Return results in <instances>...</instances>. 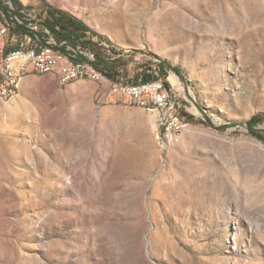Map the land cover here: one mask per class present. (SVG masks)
Listing matches in <instances>:
<instances>
[{
  "label": "rangeland",
  "instance_id": "rangeland-1",
  "mask_svg": "<svg viewBox=\"0 0 264 264\" xmlns=\"http://www.w3.org/2000/svg\"><path fill=\"white\" fill-rule=\"evenodd\" d=\"M34 6L113 45L119 79L164 64L190 123L164 148L107 81L25 77L1 102L0 264H264V140L246 124L264 135V0Z\"/></svg>",
  "mask_w": 264,
  "mask_h": 264
},
{
  "label": "built area",
  "instance_id": "built-area-1",
  "mask_svg": "<svg viewBox=\"0 0 264 264\" xmlns=\"http://www.w3.org/2000/svg\"><path fill=\"white\" fill-rule=\"evenodd\" d=\"M5 3L9 5L8 12L10 15L7 16L5 12L0 10V102L10 99V95H3V88H14L15 94L16 85H9V76L4 75L5 59L15 52L29 53V60L22 62L12 75L19 76V82L23 83L25 82V63L39 61L41 66V60L46 51H55L57 54L59 51L79 54L80 61H85V59L98 60L97 52L88 46L80 42L73 43L66 38H58L45 23L43 10L27 5L16 8L11 0H5ZM43 43H50V50H43ZM101 46L104 58L112 61L115 56L108 48V44ZM76 63L79 62L66 63V70H70V66H74ZM53 71H59V68H51L49 63V73H53ZM152 72L156 75L155 77L146 81H134V88H125L127 79H119L118 77V82H112V87L109 89L114 95L128 97L136 105L150 108L151 114H159L162 140H172L173 144L178 143L181 139L179 138V130L183 128L182 119H176V116L173 115V108H168L163 104V97L174 96L176 107L187 109V106L184 105L183 107L181 98L174 93L173 88L167 82V76H161L158 68H154ZM62 74L60 73V75ZM58 79L60 81V78ZM136 95L146 96L147 104H137ZM162 109H169V117H162ZM167 118H174L173 127H166Z\"/></svg>",
  "mask_w": 264,
  "mask_h": 264
},
{
  "label": "bare ground",
  "instance_id": "bare-ground-1",
  "mask_svg": "<svg viewBox=\"0 0 264 264\" xmlns=\"http://www.w3.org/2000/svg\"><path fill=\"white\" fill-rule=\"evenodd\" d=\"M43 50H50V43H43ZM29 60L28 52H15L13 55L8 56L5 59L4 75L9 76V85H16L15 94L14 88H3V95H10V98L14 97L19 92V87L21 82H19V76H12L13 71L20 67L22 62ZM93 59H85V61H80L79 54H72L68 51H59V54L55 51H46L43 54V59L41 60V66L39 61H31V63H25L24 77L30 74H45L49 73V63L51 68H59V71H53L60 78V82L66 84L78 79L89 78L95 81H107L112 87V82H118L109 78L104 74L95 64ZM65 62V63H64ZM79 62L70 66V70H66V63ZM60 73H63L60 75ZM174 81V77H171ZM125 88H134V83H129L125 81ZM136 101L138 104H147V97L144 95H136ZM163 104L168 108H173V115L176 119H182L183 128L179 130V138L181 133L188 125L186 116L182 113L181 107H176V99L174 96L163 97ZM143 107V106H142ZM151 113V109L144 107ZM155 117V126L157 138L160 141L162 147L166 148L168 145L172 144V140H162L160 118L159 114H152ZM162 117H169V109H162ZM174 118L166 119V127H173Z\"/></svg>",
  "mask_w": 264,
  "mask_h": 264
},
{
  "label": "trees",
  "instance_id": "trees-1",
  "mask_svg": "<svg viewBox=\"0 0 264 264\" xmlns=\"http://www.w3.org/2000/svg\"><path fill=\"white\" fill-rule=\"evenodd\" d=\"M14 7L20 8L24 6V4L19 1V0H11ZM31 6V5H27ZM9 5L5 3V0H0V10L5 12L7 16L10 15L9 11ZM43 12H45V23L54 31V33L58 36V38H66L70 40L73 43H82L85 46H88L92 50L97 52L98 60L93 61L94 64L104 73L106 74L109 78L118 81V76L120 75L119 69L116 68V62L118 60L114 58L112 61L106 60L104 58V53L101 48H96V43L87 40V41H81L80 39L84 37V32L89 31V28L78 21L75 17H73L71 14L68 12L57 9L55 7L47 6L45 9H43ZM102 44H107V43H102ZM111 44L108 43V47ZM113 46V45H112ZM112 46L109 47L112 50ZM116 52V51H115ZM119 54H124V53H119ZM175 70H178L176 67L174 68ZM153 68L148 67L147 70L142 71L141 73V78L140 80L146 81L150 80L156 75L152 72ZM158 70L159 72H162L163 75L166 77L168 75V69L164 64L158 65ZM136 81H139L138 79ZM126 82L129 83H134V81H129L127 80ZM185 115V114H184ZM186 116V120L190 122L189 118ZM262 120L258 115H253L250 117L247 121L246 124L250 128L251 132L259 138L264 140V135L258 133L255 131L254 126L258 123H260Z\"/></svg>",
  "mask_w": 264,
  "mask_h": 264
},
{
  "label": "crops",
  "instance_id": "crops-1",
  "mask_svg": "<svg viewBox=\"0 0 264 264\" xmlns=\"http://www.w3.org/2000/svg\"><path fill=\"white\" fill-rule=\"evenodd\" d=\"M19 1H21L24 5H31V6L39 5L42 2H50V0H19ZM30 75H27V76H30ZM27 76H25V77H27ZM2 111H3V104L0 102V118L2 115Z\"/></svg>",
  "mask_w": 264,
  "mask_h": 264
},
{
  "label": "flooded vegetation",
  "instance_id": "flooded-vegetation-1",
  "mask_svg": "<svg viewBox=\"0 0 264 264\" xmlns=\"http://www.w3.org/2000/svg\"><path fill=\"white\" fill-rule=\"evenodd\" d=\"M57 79H58V77H57ZM58 81H59V79H58ZM60 82V81H59Z\"/></svg>",
  "mask_w": 264,
  "mask_h": 264
}]
</instances>
